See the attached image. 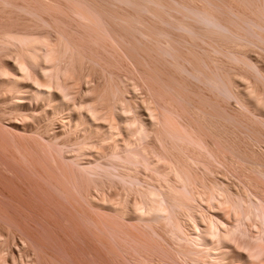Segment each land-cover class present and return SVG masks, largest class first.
<instances>
[{"label": "rangeland", "instance_id": "374dc122", "mask_svg": "<svg viewBox=\"0 0 264 264\" xmlns=\"http://www.w3.org/2000/svg\"><path fill=\"white\" fill-rule=\"evenodd\" d=\"M30 47L41 54L37 64ZM43 66L67 90H56L57 80L53 97L38 94ZM164 105L202 153L172 146L156 111ZM131 108L146 122L144 149ZM111 123L123 127L116 140ZM133 146L147 158L129 163ZM181 159L200 174L196 190H208L193 214L211 212L227 225L239 215L246 230L232 234L227 261L251 264L252 236L264 231V0H0V264L193 263L195 254L180 253L167 196L149 202L142 193L154 183L168 191L156 166ZM140 200L150 213L131 207Z\"/></svg>", "mask_w": 264, "mask_h": 264}, {"label": "bare ground", "instance_id": "6f19581e", "mask_svg": "<svg viewBox=\"0 0 264 264\" xmlns=\"http://www.w3.org/2000/svg\"><path fill=\"white\" fill-rule=\"evenodd\" d=\"M28 43V42H27ZM29 47V46H28ZM35 47H37V46H35ZM39 48V47H38ZM38 48H36V49H38ZM27 49V48H26ZM30 49H31V51H30V53H31V57H32V60H33V62H34V64L36 63H39V60H40V56H41V54H38V52L34 49V47H30ZM28 51V50H27ZM29 52V51H28ZM32 60H29V61H32ZM33 62H31V63H33ZM30 63V62H29ZM31 65H33V64H31ZM34 66V65H33ZM32 66V67H33ZM41 66H42V64H41ZM45 66H47V65H45ZM45 66H43L44 68H46ZM57 64H55L54 66H51V67H49V68H52V67H56L57 68ZM60 66H58V68H59ZM48 68V67H47ZM47 68L46 69H42L41 68V71H43V76H44V74L46 75V77H44L43 79L41 78L40 79V77L42 76H38L37 78L38 79H40L39 81L41 82V83H44V82H46V83H44L45 85V87L43 86V84H42V86L41 87H39L38 88V90H37V92H39L38 94H42V95H44V97H53L54 95H55V93H54V91H53V82L52 81H54V82H57V80H59V82H57L58 84L60 83V85H58L57 83H55L56 85H58V86H56V90H60L61 91V88H59V86L61 87V86H64V88H66L68 85H67V83L66 84H64V82L61 84V82L62 81H60V79H58L59 77L58 76H56L57 74V72L55 71L54 73L52 72L54 69H52V71L48 68V72H47ZM57 68V69H58ZM35 69V68H34ZM39 69H40V66H39ZM56 69V70H57ZM60 70H61V68H60ZM60 70H59V74H60ZM51 71V73H49ZM34 72V71H33ZM62 72V71H61ZM64 72V71H63ZM35 73H36V71H35ZM56 74V75H55ZM58 74V75H59ZM37 75V74H36ZM49 75H51V78L49 77V79H48V76ZM64 75V74H63ZM57 77V79H56V81H55V78ZM60 76V75H59ZM48 79V81L47 80H44V79ZM60 78H61V76H60ZM62 79H64V78H62ZM61 79V80H62ZM42 80H44L43 82H42ZM52 83V84H51ZM67 85V86H66ZM28 86V85H27ZM69 87L71 88V86L69 85ZM37 88V87H36ZM36 90V89H35ZM58 90V91H59ZM62 90H63V88H62ZM66 90H67V88H66ZM69 90V89H68ZM63 92V91H62ZM68 92V91H67ZM70 92V91H69ZM69 92H68V94H69ZM60 93V92H59ZM64 93H66V92H64ZM58 94V93H57ZM41 95V96H42ZM45 95H47V96H45ZM62 95H63V93H62ZM64 95H67V94H64ZM61 96V95H60ZM63 98H65V97H63ZM67 98V97H66ZM45 99V98H44ZM57 101V100H56ZM156 101V100H155ZM158 103V102H157ZM156 104V103H155ZM155 104H153V105H155ZM72 105H76V104H72ZM85 105V107L87 106L86 104H84ZM84 105H82V106H79L78 107V110H80L81 111V109L83 108L84 109ZM157 106H158V104H156ZM77 106V105H76ZM89 106V105H88ZM95 106V105H94ZM93 105H92V107H94ZM71 107V106H70ZM81 107V109H79ZM96 107V106H95ZM152 107V112H153V114H155V115H153L154 117L152 118V119H154L155 121H158L159 119L156 117L159 113H158V111L160 112V110H161V115H162V117H159V115H158V117L159 118H161V123H162V125L164 126V128H166L167 130H169L168 132L170 133V135H169V133L168 132H166V131H164L163 129V127H162V125H161V123H159L160 121H158V123L161 125H159V127H162V130L165 132V136H166V134H167V136L166 137H169V139H170V143L172 144V142L174 141V140H176L177 142H178V144H179V146L181 147V148H185L186 150H188V149H190L191 150V148L192 149H198L199 151H200V153H202L203 151H204V147L205 146H202V144L200 143V140H199V143L197 142V141H195V139H197L198 140V138H195V137H193L192 136V138H194V140L189 136V135H194V133H189L188 132V130H185V129H183L182 127V125H181V127H179L180 125H177L178 124V122H176L175 120V118L173 117L172 118V115L170 114V113H167L168 111H170L171 109H169L168 111H165L164 110V108H165V105H164V107H163V110L161 109L162 107H160V109L158 110V108L156 107V106H151ZM155 107H156V109H155ZM88 108V107H87ZM98 108V107H97ZM97 108H96V110H97ZM129 108V107H128ZM77 109V108H76ZM131 109H133V108H131ZM153 109H155L156 111H157V113L155 112V110L153 111ZM166 109H168V108H166ZM72 110V109H71ZM94 110V112H92ZM99 110V109H98ZM127 110V109H126ZM129 110V109H128ZM147 110H148V108H147ZM132 111H134V109L132 110ZM137 111V110H136ZM91 112V113H90ZM98 111H95V108H92L91 110L89 109V113L91 114V117L93 116V114H94V117H95V114L97 113ZM118 112V111H117ZM129 112V111H128ZM135 112V111H134ZM133 112V113H134ZM164 112V113H163ZM113 113V112H112ZM137 113V118L139 119V121H140V127L138 128V131H139V136L137 137V140H138V143L139 144H141L142 145V149H144L145 147H144V145H143V140H144V137H146L145 135H147V134H145L144 133V131H142L141 130V128L143 127V125H146V122L141 118V117H139V116H142L141 115V113H138V112H135V114ZM149 113H151V109H149ZM166 113H167V115L169 114L170 115V117H168L167 115H166ZM135 114H133V117H132V120H133V118H135V119H137L136 117H134L135 116ZM151 115V114H150ZM149 115V116H150ZM160 115V116H161ZM81 116V115H80ZM84 116V115H83ZM90 116V115H89ZM116 116V115H115ZM114 116V117H115ZM129 116V115H128ZM131 116V115H130ZM152 116V115H151ZM150 116V117H151ZM97 117V116H96ZM83 118V117H82ZM98 118V117H97ZM97 118H95V121H96V119ZM131 118V117H130ZM70 119V118H69ZM89 119H90V117H89ZM98 119H100V118H98ZM106 119V118H105ZM108 119H109V117H108ZM108 119H106L108 122H109V124H110V121L111 122H113L112 120L114 119H112V120H108ZM116 119V118H115ZM114 119V123H116V120ZM134 119V121H136ZM137 119V120H138ZM151 119V120H152ZM163 119V120H162ZM172 119V120H171ZM91 120H93V119H91ZM131 120V121H132ZM153 120V121H154ZM82 121V120H81ZM86 122V121H85ZM88 122V121H87ZM97 122V121H96ZM128 122V121H127ZM148 122V121H147ZM152 122V121H151ZM176 122V123H175ZM82 123V122H81ZM92 123V122H91ZM93 123H94V121H93ZM103 123V122H102ZM155 123H157V122H155ZM89 125H90V123H88ZM104 124H106V123H104ZM108 124V123H107ZM111 125H113L112 123H111ZM153 125V124H152ZM156 125V124H155ZM101 126V124L99 125V124H97V127H100ZM103 126V125H102ZM105 126V125H104ZM114 126V127H113ZM112 127L113 128H111V129H109V132H110V135H108L109 137H112L114 140H116L117 138H118V134L122 131L121 129L123 128V127H121V125H117L116 126V124H114ZM119 126V127H118ZM90 127V126H89ZM93 127V126H92ZM106 127L108 128L109 127V125L107 126L106 125ZM115 127H117V128H115ZM121 127V129L119 130V128ZM136 128L138 127V124L135 126ZM158 127V128H159ZM103 127H101V129H102ZM116 130H115V129ZM136 128H135V130H136ZM145 128V127H144ZM143 128V129H144ZM157 128V129H158ZM84 129H85V126H84ZM90 129H91V127H90ZM100 129V128H99ZM160 129V128H159ZM165 129V130H166ZM182 129H183V131H182ZM89 130V129H88ZM119 130V131H118ZM145 130V129H144ZM161 130V131H162ZM184 130H185V132H184ZM106 131V130H105ZM163 131H162V133H163ZM84 132V131H83ZM100 132H101V130H100ZM99 132V133H100ZM103 132H104V130H103ZM103 132H101V133H103ZM136 132V131H135ZM134 132V133H135ZM145 134H143V133ZM146 132V131H145ZM186 132H188V133H186ZM106 133V132H105ZM137 133V132H136ZM84 134V133H83ZM86 134V135H85ZM84 134V136H85V138H86V136H87V133H85ZM91 133H90V131H89V134H88V136L90 135ZM96 134V133H95ZM108 134V133H107ZM123 133H121V135H122ZM164 134V133H163ZM93 135H94V132H93ZM99 135V134H98ZM120 135V134H119ZM169 135V136H168ZM83 136V137H84ZM137 136V135H136ZM164 136V135H163ZM172 138H171V137ZM104 137V136H103ZM102 137V138H103ZM105 137H106V135H105ZM108 137V138H109ZM161 137V136H160ZM159 137V138H160ZM129 138V137H128ZM165 138V137H164ZM174 138V139H173ZM161 139H163V137H161ZM167 139V138H166ZM173 139V140H172ZM101 140V139H100ZM132 140V139H131ZM135 140V139H134ZM83 141V140H82ZM127 142V146H128V148L126 149L128 152H130L131 151V148L129 147L130 146V139L128 140H126ZM145 141V140H144ZM161 141V140H160ZM174 142V144H172V146H174V147H178V144H177V142ZM86 142V141H85ZM85 142H83V144L85 143ZM115 142V141H114ZM145 143V142H144ZM82 144V143H81ZM80 144V145H81ZM117 144V143H116ZM138 145V144H137ZM176 145V146H175ZM166 146H168V145H166ZM137 147V146H136ZM136 147L134 148V146H133V148L132 149H135V151L137 150V149H139V151L141 150V146L139 147V148H137L136 149ZM176 147V148H177ZM180 147H178L177 148V151H180L181 150V152L180 153H184L185 151H183ZM191 147V148H190ZM148 148V147H147ZM188 148V149H187ZM130 151H129V150ZM149 149V148H148ZM125 150V149H124ZM165 150H167V148L165 149ZM126 151V152H127ZM133 151L134 150H132L131 151V153H133ZM138 151V150H137ZM136 151V153H134V154H131L130 155V153H125V156H127V154L129 155V156H127V157H125L126 158V160L127 161H129V163L131 162V164L132 163H134V164H136L138 161H140V159L138 160V158H139V155H140V157L142 156V154L144 153V156H145V153L146 152H141L142 154H140L139 153V151L137 152ZM167 151H169V150H167ZM175 151H176V149H175ZM176 151V152H177ZM193 151V150H192ZM195 151V150H194ZM193 151V152H194ZM170 153H171V150L169 151ZM168 152V153H169ZM138 153V154H137ZM173 153H175V152H173ZM115 154H117V153H115ZM184 154H186V152L184 153ZM118 155V154H117ZM116 155V156H117ZM172 155V154H171ZM174 156H175V154H173ZM172 155V156H173ZM176 155H179V153L177 152L176 153ZM119 156V155H118ZM122 156V155H121ZM173 156V157H174ZM181 156H182V154H181ZM186 156V155H185ZM155 157L157 158V156L155 155ZM160 157H161V155H160ZM164 157V158H163ZM162 158L163 159H165V156H163ZM177 157V156H176ZM191 157V159H192V156H190ZM189 157V158H190ZM55 158H57L56 156L54 157V159ZM120 158H122V157H120ZM143 158V157H142ZM141 158V159H142ZM145 158H147L146 156H145ZM188 158V159H189ZM58 159V158H57ZM148 159H149V157H148ZM148 159H144L145 161H147ZM184 159V158H183ZM183 159H181L182 161H183V164L184 165H180V163L181 162H179V164L178 163H174V162H172V164L170 163V161L169 162H167V164H168V166H169V163H170V165H171V167H167L166 165L167 164H165V166H166V169L164 170V169H161L160 170V168H159V166L157 165V164H154V162L153 161H149L150 163H152V165L154 164V166H156V168H157V171H159L158 172V175H160V177L162 176V174H163V176H164V178H165V180L168 182V183H165L164 185H167L168 186V191H166L167 193H163V192H165V191H161L162 189H160L159 187H158V189H157V187H154V184H156V183H151L150 182V184H153V185H149V184H147V185H149V186H151V187H147V189L145 190V187L147 186H145L144 187V191H142V193L144 192V196L146 197H148V199L150 200L149 202H155V201H162L161 200V198L165 201V199L167 198V201L166 202H164V203H168L170 206V208L169 207H167V208H163V209H166V211H168V212H170V211H172V214H174L175 215V210L176 209H179V210H181V212L179 211V210H177L178 212H179V214H181V213H183L184 215H186L185 216V219L184 220H182L183 219V217H184V215H182L183 217H182V219H179V217L181 216H178L179 214H178V212L176 213V215L174 216H170V220H172L173 221V223L174 224H172V227L171 228H174L173 230H176V232H177V235L181 238V247H182V252H180V253H182V254H186L185 256L187 257L188 255L187 254H195L194 255V257H193V263L192 264H230L228 261H227V256H228V251L230 250V247L228 246V242L232 239V234L234 235V233L236 234L237 232H243L244 230H246L245 229V227L243 226L244 225V223L243 222H241V220H240V216L238 215V218H234L235 219V224L233 225L232 224V222H231V224L232 225H227L226 223L227 222H225L222 218H223V216H222V218H220V216H217V215H213L211 212V214L209 215L208 213V215H203L205 212L203 211V210H205L204 209V207H203V209H201L200 208V210H202L203 212H201V211H198V212H200V213H202V217H200L201 219H197L196 218V216L193 214V210L195 209V208H193V207H196V204H195V202L197 201V199L200 197V195H201V193H204L207 189H204V191L202 192L201 190H200V192L198 191V190H196L197 188H195L196 187V185H198L199 183V175H198V173H197V175H198V177L196 178V172H195V170H193L192 168H191V166L189 165V163H186L185 164V160H183ZM187 159V158H186ZM195 159V158H194ZM133 161H135V162H133ZM155 161V160H154ZM191 161H193V160H191ZM56 162H57V160H56ZM141 162V161H140ZM148 162V163H149ZM187 162H188V160H187ZM149 163V165H151ZM165 162H163V164H164ZM191 163V162H190ZM194 163H197V160H196V162H195V160H194ZM194 163H192V164H194ZM58 164V163H57ZM163 164H161V165H163ZM191 164V165H192ZM189 165V166H188ZM196 165V164H195ZM58 166V165H57ZM86 168V167H85ZM150 168H151V166H150ZM162 168V167H161ZM163 168H165L164 166H163ZM168 168V169H167ZM190 168H191V170L192 171H194V172H192L191 170H190ZM59 169H61L60 168V165H59ZM88 169V168H87ZM153 169V168H152ZM155 169V168H154ZM102 170L106 173V174H109L110 172L112 173V171H108L107 169H103L102 168ZM164 170V171H163ZM90 171V170H89ZM93 171H94V169H93ZM93 171H90V172H92L93 173ZM156 171V170H155ZM156 171V172H157ZM160 171H161V173L162 174H159L160 173ZM64 171H63V169H62V173H63ZM96 172V171H95ZM65 174V173H64ZM196 176H195V175ZM113 175V174H112ZM118 175H120V174H118ZM122 175V174H121ZM126 176H127V174H125ZM125 175H122L121 177H123V176H125ZM65 176H68L67 174H65L64 175V177ZM162 176V177H163ZM171 176V177H170ZM70 177V176H69ZM120 177V176H119ZM121 177H120V179H121ZM161 177V178H162ZM201 177V176H200ZM72 178V177H71ZM124 178V177H123ZM123 178H122V180H123ZM128 178V177H127ZM64 179V178H63ZM68 179V178H67ZM135 179V178H134ZM134 179L131 177L130 178V180H132V182L134 183ZM195 179H197V181H195ZM73 180V179H72ZM70 178H69V180L68 181H72ZM158 180V179H157ZM170 180H171V182H172V180H174L172 183L170 182ZM63 181H65L66 183H67V181H66V179H64ZM126 181H128V180H125V182ZM162 181V180H161ZM163 181H164V179H163ZM200 181H202V180H200ZM131 182V183H132ZM136 182V181H135ZM72 183H73V181H72ZM127 183H129V184H131L130 183V181L129 182H127ZM132 183V184H133ZM160 183H162V182H160ZM202 183H203V181H202ZM202 183L200 182V185L202 186ZM205 183V182H204ZM68 184V183H67ZM137 184V183H136ZM196 184V185H195ZM135 185V184H134ZM133 185V186H134ZM139 185V184H138ZM137 185V186H138ZM158 185V184H157ZM204 185V184H203ZM210 186H211V184H209ZM136 186V187H137ZM163 186V185H162ZM161 186V187H162ZM201 186H199L201 189H202V187ZM206 186H208L207 185V183H206V185H205V187ZM213 186V185H212ZM215 186V185H214ZM214 186L213 187H209V188H213L212 189V191L214 190ZM164 187V186H163ZM207 187V188H208ZM143 187H140V190L142 189ZM208 188V189H209ZM219 189V188H218ZM217 188H215V190H218ZM143 190V189H142ZM164 190V189H163ZM203 190V189H202ZM215 190L213 191V193L212 194H214L215 195V193L217 192H215ZM200 193H198V192ZM208 191V190H207ZM206 191V192H207ZM210 192H212L211 190H209ZM210 192H208V194H207V196H206V194L205 195H203V196H205V197H209V198H211L210 197ZM141 193V196L143 195ZM198 194H199V196H198ZM144 196H142V197H144ZM165 196H167V197H165ZM203 196H201V197H203ZM213 196V195H212ZM217 196V195H216ZM216 196H213L212 198H213V200L215 199V198H217ZM164 197H165V199H164ZM207 198H206V201H207ZM143 200H145V198H142ZM200 199H202V198H200ZM200 199H198V200H200ZM203 199H204V197H203ZM216 200H218V199H216ZM157 201V202H158ZM159 201V202H160ZM203 202V200H200V202ZM204 201H205V199H204ZM211 203H210V202ZM121 202H123V201H121ZM138 202V201H137ZM141 200L139 201V203H140V205H141ZM158 202V203H159ZM163 202V201H162ZM199 202V203H200ZM209 202V203H208ZM208 202H206L205 204H207L208 203V205L210 206V204H211V206H212V200H210V199H208ZM216 202V201H215ZM111 203V202H110ZM113 203V202H112ZM119 203V202H118ZM127 203V202H126ZM144 203V202H143ZM219 203V202H218ZM261 203V202H260ZM149 204V203H148ZM156 204V203H155ZM216 204V203H215ZM113 205H116V204H113ZM132 206L131 207H134L135 205H136V207H137V211L136 212H138V213H140V212H143V211H145L146 213L148 212V211H150V210H152L151 209V206H149V207H147L146 209H145V207H144V210L142 209V211H141V208H143L142 207V205L140 206H138L137 204H136V202H135V204H131ZM166 205V204H165ZM198 205V204H197ZM207 205V206H208ZM257 205H258V203H257ZM256 205V206H257ZM110 206V205H109ZM124 206V205H123ZM122 206V207H123ZM129 206V205H128ZM167 206V205H166ZM200 207H201V205H199ZM210 206V207H211ZM229 206H232V205H229ZM259 206V205H258ZM257 206V207H258ZM262 206V207H261ZM263 206L264 205H260V208H261V212H259L260 211V209L258 208V211H257V213H258V215H260L259 217H261L260 219H263L264 218V208H263ZM125 207H126V205H125ZM136 207H135V209H136ZM234 207V206H233ZM233 207H232V209H233ZM139 208V209H138ZM154 208H156V205H155V207ZM168 208L169 209H171L170 211L168 210ZM207 208V207H206ZM256 208V207H255ZM123 209V208H122ZM134 209V210H135ZM191 209V210H190ZM220 209H221V207H220ZM227 209V208H226ZM155 210V209H154ZM225 210V209H224ZM224 210H222L221 209V211H224ZM228 210V212H230L231 210H229V208L227 209ZM236 210V209H235ZM256 210H257V208H256ZM256 210H253L252 212H253V214L254 213H256L255 211ZM125 211V210H124ZM130 211H131V209H130ZM165 211V210H164ZM175 211V212H174ZM248 211L249 210H247L245 213L247 214L248 213ZM128 212V211H127ZM196 212V211H195ZM194 212V213H195ZM198 212H197V214H198ZM233 212V211H232ZM235 212V211H234ZM233 212V213H234ZM238 212V211H237ZM249 212H251V210L249 211ZM251 212V213H252ZM123 213V212H122ZM138 213H136V214H138ZM148 213H150V212H148ZM170 214V213H169ZM196 214V215H197ZM223 214H224V212H223ZM229 214V213H228ZM235 214V213H234ZM140 216H141V213L139 214ZM150 215H152V214H150ZM154 215H155V213H154ZM200 215H198V216H200ZM230 215V214H229ZM249 215V214H248ZM254 215H256V214H254ZM148 216V215H147ZM167 216V215H166ZM153 216H151V218H152ZM156 217V216H155ZM235 217V216H234ZM237 217V216H236ZM246 217V216H245ZM263 217V218H262ZM225 218V217H224ZM144 219V218H143ZM237 219H239V220H237ZM150 220V219H149ZM236 220H237V222H236ZM168 221V220H167ZM166 221V222H167ZM239 221V222H238ZM169 222V221H168ZM104 222H102V224H103ZM234 223V222H233ZM151 224V223H150ZM149 224V225H150ZM169 224V223H168ZM104 225H106L105 227H107V225H110V226H108V227H112L111 226V224H109V222H107V224L105 223ZM103 225V226H104ZM152 225V224H151ZM175 225V226H174ZM228 226V227H227ZM230 226H232L230 229H229V227ZM104 227V228H105ZM262 227H264V222H263V225H262ZM261 227V228H262ZM149 228H151V227H149ZM152 228L154 229V227H153V225H152ZM187 230H186V229ZM260 228V233H261V231H263L264 230V228H263V230ZM237 230H240V231H237ZM152 231H154V230H152ZM155 232V234L157 233V236H160V234L158 235V232H156V231H154ZM154 232H153V234H154ZM175 232V231H174ZM172 233V232H171ZM246 234H247V232H245ZM176 234V233H175ZM237 234H239V233H237ZM243 234V233H242ZM258 234V233H257ZM176 235V237H178ZM250 236H251V234H249ZM249 236V237H250ZM175 237V236H174ZM178 237V238H179ZM253 237V239H254V241H255V244H253L252 246L253 247H251L250 249H248V251L247 252H249L248 254H246V257H247V255H248V258L249 259H246L247 261L249 260L250 261V259H252L251 260V264H264V256H262L263 254H264V231H263V233H261V234H259V235H253L252 236ZM255 237V238H254ZM252 239V238H251ZM140 243V242H139ZM178 243V242H177ZM230 243H231V241H230ZM179 244V243H178ZM233 249H235L234 247H232ZM178 249V248H177ZM178 251H180V247H179V249H178ZM233 251V250H232ZM231 251V252H232ZM181 254V255H182ZM197 254V255H196ZM238 254V253H237ZM199 255H200V257H201V255L202 256H204V258L207 256V258H208V256H210V259L208 260V259H206L205 261L204 260H202V259H204L203 257H199ZM240 255V254H239ZM190 256V257H191ZM232 256V255H231ZM184 259V258H183ZM188 259V258H187ZM189 260V259H188ZM191 260V259H190ZM202 261H204V263L202 262ZM246 261V262H247ZM254 262H256V263H254ZM191 263H189V264H191ZM233 264H246L245 263V261H243V260H236V262L235 263H233ZM247 264H250L249 262L247 263Z\"/></svg>", "mask_w": 264, "mask_h": 264}]
</instances>
